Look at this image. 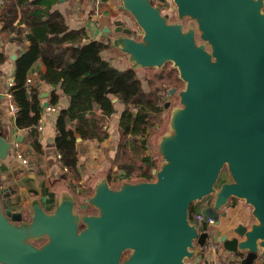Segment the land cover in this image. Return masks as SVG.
<instances>
[{
	"label": "water",
	"instance_id": "95a60500",
	"mask_svg": "<svg viewBox=\"0 0 264 264\" xmlns=\"http://www.w3.org/2000/svg\"><path fill=\"white\" fill-rule=\"evenodd\" d=\"M117 1L142 32L118 20L108 42L139 70L173 62L186 83L154 179L102 177L89 197L67 192L48 210L19 176L0 193V264H210L197 250L210 234L190 213L210 195L204 221L219 222L233 197L250 206L249 225L221 242L241 264H264V0H173L176 21L165 0ZM14 141L0 133V160Z\"/></svg>",
	"mask_w": 264,
	"mask_h": 264
},
{
	"label": "crops",
	"instance_id": "0c3cea01",
	"mask_svg": "<svg viewBox=\"0 0 264 264\" xmlns=\"http://www.w3.org/2000/svg\"><path fill=\"white\" fill-rule=\"evenodd\" d=\"M2 6L3 3L0 4V14ZM97 7L102 12V16L97 19L99 20L98 26L94 24L96 22L91 16ZM17 8L19 16L14 25L21 32L26 33L28 27L21 21V5H17ZM53 10H58L63 14L70 30L84 29L88 36L85 39L86 42L90 40L102 42L105 48L101 51V55L113 66L119 69H136L131 65L128 55L120 51L113 43L108 42L109 34L104 31L108 28L115 29L118 20H122L125 25L135 29L130 23L129 14L118 8L117 0H56ZM3 24L0 18V53L3 58L0 59V133L11 141L21 135V141L12 143L13 147L8 158L2 160L0 166V179L5 186L14 184L17 181L16 178L23 176L27 185L22 188L25 190L28 199L31 194L38 193L37 196L42 198L46 209L52 210L54 204L64 193L70 192L79 200L89 197L93 193L96 183L102 177H107L110 183L121 182L123 177L129 180L135 178L154 179L153 169L157 167L158 158L155 153L148 151V143L145 144V149L141 148L142 140L138 142L139 144H134L129 140V137L126 139L130 150V157L127 159L128 161H139L140 165H135L138 168L144 165L142 160L144 156L152 157L154 165H145L150 177H137L138 172L132 177H128L127 173L119 168L123 159V157L119 158L118 154L122 139L120 119L127 105L118 96L112 94L110 97L114 103L115 111L108 117L106 124L109 133L108 138L99 142L78 136V170L72 172L64 169L60 157L61 153L55 143L57 119L60 111L69 106L72 96L64 94L60 84L51 85L43 80L47 65L42 59L33 64L28 74L33 80L30 84L38 87L40 120L43 127L41 130L37 129L41 152L34 148L30 142V131L21 129L16 125L17 113L15 114L11 110L13 100L10 95L12 94L11 88L15 85L16 60L29 49L31 42L27 39L17 38L16 30H4ZM136 72L139 75L140 70L136 69ZM53 93L59 97L56 103L52 102ZM114 98L117 100L114 101ZM79 137L81 140H78ZM135 145L140 147L142 155L132 154V146ZM17 146L28 157L29 162L27 164H22L17 158ZM211 201L212 195L207 196L202 201L194 203L191 209H193L194 214L201 213L202 208L209 205ZM224 212L226 215H221L219 222L203 220L202 223H206V230L210 235L205 247L202 249L198 247L197 250L198 253L203 254V260L207 259L210 264H241V256L229 252L223 247L221 236L225 233L229 237L237 236L234 229L239 224L249 225L251 208L243 200L233 197L230 199L229 206L224 208ZM202 230L205 229L202 228Z\"/></svg>",
	"mask_w": 264,
	"mask_h": 264
},
{
	"label": "trees",
	"instance_id": "16d2710c",
	"mask_svg": "<svg viewBox=\"0 0 264 264\" xmlns=\"http://www.w3.org/2000/svg\"><path fill=\"white\" fill-rule=\"evenodd\" d=\"M56 0H10L3 3L0 18L3 28L17 31V38L31 42L29 49L16 60L15 85L11 88L13 101L19 108L16 125L30 131V142L37 151L41 145L37 128L41 116L38 87L28 84L29 70L42 59L47 65L43 80L48 84L61 85L64 94L71 95L67 108L62 109L57 119L56 147L61 153V162L67 171L77 172V137L103 142L108 138V117L115 111L110 95L118 96L126 105L121 114L119 168L132 177H150L145 165L153 166L152 157L144 156V165L139 161H128L130 157L126 140L145 149L148 130L160 121L165 108V90H145L143 79L135 69H119L104 59L101 51L105 45L99 41H88L84 29L70 30L65 17L53 10ZM17 5H21V21L28 27L23 33L14 25L19 16ZM0 59L2 54L0 53ZM52 94V102L58 101ZM136 108L134 111L132 108ZM146 137L145 139H143ZM148 137V138H147ZM130 142V143H131ZM191 217L195 214L191 209ZM206 229V223H202Z\"/></svg>",
	"mask_w": 264,
	"mask_h": 264
},
{
	"label": "rangeland",
	"instance_id": "374dc122",
	"mask_svg": "<svg viewBox=\"0 0 264 264\" xmlns=\"http://www.w3.org/2000/svg\"><path fill=\"white\" fill-rule=\"evenodd\" d=\"M165 11H170L168 14L170 16L171 21L177 20V13L174 9V3L173 0L171 2L167 3L166 6H164ZM128 13V12H126ZM129 14V13H128ZM130 23L135 28L134 30L137 33H141L142 30L134 20V18L129 14ZM194 21L190 18H185L183 20V23L185 27H188L189 24L193 23ZM139 37H141V34H138ZM198 41L202 42L203 40L198 37ZM209 47V46H208ZM139 76L143 79V87L145 90H151L154 88H161L165 90V108L161 115L160 121L157 122V124L154 127H151L148 130V151L151 153H155L157 155V158L159 161H162V157L158 152V141L159 139L166 133H168L170 129V117L172 109L180 105V97H179V91L182 90L186 83L180 78L178 69L174 67L173 62H167L163 67L161 68H145L140 70ZM175 88V92L173 94L169 93V90ZM170 103V105L167 107L166 104ZM140 147L137 145L132 146V154H141ZM130 151V150H128ZM137 173V172H136ZM140 178H135L134 180H137ZM230 177L228 175V171L226 167L224 168L220 182L229 180ZM219 182V184H220ZM113 186H118L120 182H112ZM46 241V238H43L41 240H34V243L37 245H41ZM130 254V252H127L125 254V257H127Z\"/></svg>",
	"mask_w": 264,
	"mask_h": 264
},
{
	"label": "built area",
	"instance_id": "2783aa9c",
	"mask_svg": "<svg viewBox=\"0 0 264 264\" xmlns=\"http://www.w3.org/2000/svg\"><path fill=\"white\" fill-rule=\"evenodd\" d=\"M169 2H171V0H165L164 6H166L167 3H169ZM2 3H4V1L3 0H0V4H2ZM91 16L94 17V20H95L96 24L99 25V20H97V19L102 16V12L100 11V8L97 7L96 10L91 14ZM27 82H28V84L32 83L33 82L32 78L31 77H28L27 78ZM13 85H14V83H13ZM10 95H11V98L13 100L12 94H10ZM132 109L134 111H136V108L135 107L132 108ZM11 110L15 114L18 113L19 108L14 103V101L11 102ZM36 128L38 130H41L43 128L42 127L41 120H39L38 124L36 125ZM16 156L21 161L22 164H27L29 162L28 157L23 154V152L20 150L19 146H17V148H16ZM1 163H2V160H0V166H1ZM64 169L67 171L68 168L65 167ZM5 187H6L5 184L2 182V180H0V193L3 192V190H4ZM194 219H196V220H198L199 222L202 223L203 222V215L201 213H197V214H195ZM208 222H213V220L212 219H209Z\"/></svg>",
	"mask_w": 264,
	"mask_h": 264
}]
</instances>
